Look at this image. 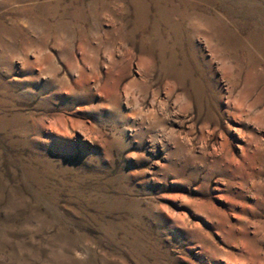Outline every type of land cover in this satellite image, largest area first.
I'll return each mask as SVG.
<instances>
[{
  "label": "rangeland",
  "instance_id": "rangeland-1",
  "mask_svg": "<svg viewBox=\"0 0 264 264\" xmlns=\"http://www.w3.org/2000/svg\"><path fill=\"white\" fill-rule=\"evenodd\" d=\"M0 264H264V0H0Z\"/></svg>",
  "mask_w": 264,
  "mask_h": 264
}]
</instances>
